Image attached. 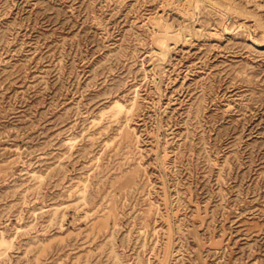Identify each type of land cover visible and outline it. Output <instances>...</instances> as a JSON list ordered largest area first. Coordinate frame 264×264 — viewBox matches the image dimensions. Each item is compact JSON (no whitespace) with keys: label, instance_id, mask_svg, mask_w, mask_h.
I'll use <instances>...</instances> for the list:
<instances>
[{"label":"rangeland","instance_id":"1","mask_svg":"<svg viewBox=\"0 0 264 264\" xmlns=\"http://www.w3.org/2000/svg\"><path fill=\"white\" fill-rule=\"evenodd\" d=\"M0 264H264V0H0Z\"/></svg>","mask_w":264,"mask_h":264}]
</instances>
